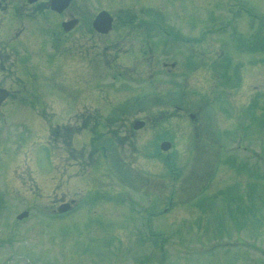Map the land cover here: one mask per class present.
I'll list each match as a JSON object with an SVG mask.
<instances>
[{"label": "rangeland", "instance_id": "rangeland-1", "mask_svg": "<svg viewBox=\"0 0 264 264\" xmlns=\"http://www.w3.org/2000/svg\"><path fill=\"white\" fill-rule=\"evenodd\" d=\"M11 1L0 264H264V0H76L67 14L135 17L69 35L57 13ZM84 125L102 148L88 162L72 147ZM65 197L79 204L56 214Z\"/></svg>", "mask_w": 264, "mask_h": 264}, {"label": "water", "instance_id": "water-1", "mask_svg": "<svg viewBox=\"0 0 264 264\" xmlns=\"http://www.w3.org/2000/svg\"><path fill=\"white\" fill-rule=\"evenodd\" d=\"M70 0H51V7L55 10L62 11L69 3ZM112 19L107 15L106 12H102L98 15L97 19L94 22L96 28L102 31H107L111 26ZM76 24V20L65 22L64 26L68 30L72 28ZM143 125V122H137L136 127ZM164 148H168L170 145L169 143L165 142L162 145ZM70 203L66 202L59 206L58 211L65 212L69 209ZM28 215V212H22L18 217L23 218L24 216Z\"/></svg>", "mask_w": 264, "mask_h": 264}, {"label": "flooded vegetation", "instance_id": "flooded-vegetation-1", "mask_svg": "<svg viewBox=\"0 0 264 264\" xmlns=\"http://www.w3.org/2000/svg\"><path fill=\"white\" fill-rule=\"evenodd\" d=\"M9 2H12V1L11 0H0V8H2L4 3H9ZM48 2H49V0H38V1H35L33 3V6L35 8H37V10H39L40 8H46L47 9L46 6L48 5ZM67 13H68V11L65 12L63 15H65L66 17L67 16L78 17L79 18V24L82 22L89 24V21L93 17V14L91 15L90 11L87 14H85V13L75 14V12H69V14H67ZM113 16H114L115 20H117V19L125 20V19H130L131 17H133V15L131 13H128L127 11H123L122 13H120V15H118L117 13H114ZM87 131L95 134V130H93V132H92V130H87ZM92 138H94V137L90 136V138H89L90 142H92ZM66 194L67 193H63V195H66Z\"/></svg>", "mask_w": 264, "mask_h": 264}, {"label": "trees", "instance_id": "trees-1", "mask_svg": "<svg viewBox=\"0 0 264 264\" xmlns=\"http://www.w3.org/2000/svg\"><path fill=\"white\" fill-rule=\"evenodd\" d=\"M225 75H226V74H225ZM226 82H227V81H226ZM226 82H225V83H226ZM228 86H230V84H229Z\"/></svg>", "mask_w": 264, "mask_h": 264}]
</instances>
